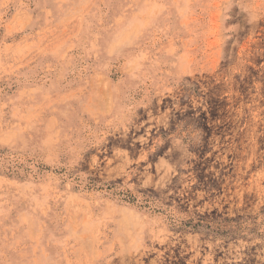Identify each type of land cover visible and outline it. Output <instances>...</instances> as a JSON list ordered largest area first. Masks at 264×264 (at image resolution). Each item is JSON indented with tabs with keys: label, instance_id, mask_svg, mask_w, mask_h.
I'll list each match as a JSON object with an SVG mask.
<instances>
[{
	"label": "rangeland",
	"instance_id": "rangeland-1",
	"mask_svg": "<svg viewBox=\"0 0 264 264\" xmlns=\"http://www.w3.org/2000/svg\"><path fill=\"white\" fill-rule=\"evenodd\" d=\"M0 264H264V0H0Z\"/></svg>",
	"mask_w": 264,
	"mask_h": 264
}]
</instances>
